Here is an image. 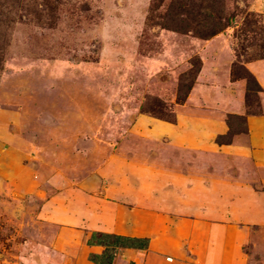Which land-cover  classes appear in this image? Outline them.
<instances>
[{
  "label": "rangeland",
  "instance_id": "374dc122",
  "mask_svg": "<svg viewBox=\"0 0 264 264\" xmlns=\"http://www.w3.org/2000/svg\"><path fill=\"white\" fill-rule=\"evenodd\" d=\"M193 3L0 0V264H90L89 235L127 214L193 224L210 206L185 197L191 179L216 192L204 218L220 239L204 233L198 252L190 230L131 232L179 251L133 257L264 264V58L251 46L264 0L216 1L235 23L207 38ZM247 15L254 33L240 30ZM141 167L174 177L170 210L159 179L130 176Z\"/></svg>",
  "mask_w": 264,
  "mask_h": 264
},
{
  "label": "crops",
  "instance_id": "0c3cea01",
  "mask_svg": "<svg viewBox=\"0 0 264 264\" xmlns=\"http://www.w3.org/2000/svg\"><path fill=\"white\" fill-rule=\"evenodd\" d=\"M168 165H169V163H168ZM141 168L142 169H137V171L130 176H133V179H135L137 182H140V183H153L157 179H159L160 183H161V187H160V189L158 188L156 196L160 197L161 203L165 202V204H162V206L167 208L165 210H168V209L170 210V208L173 207V204H176L175 202L178 203L179 197L171 185H168L166 187L164 185H165V183H167V184L169 183V184L173 185L172 180L174 177H171L170 174L165 173L164 171H162V173H160V175L152 176L151 174H149V171H147V169L145 167H141ZM191 180L190 181L192 183V188L190 190L185 191V197H187L189 202H192V203L195 200L200 201L199 202L200 205H205V202L206 203L208 202V207L210 206V208H208V209L210 211L214 212L215 204H212V203H214L212 201L216 195V192L215 191H214L215 193L213 192L214 188L209 187V189H201V187H199V185H198V183L200 182L201 179H191ZM209 210H208V213H206L205 215L203 214V216L201 218H198V221H193V224L185 223V222H183V223L179 222L178 223V222L172 220L167 224L160 225L161 228H159V224L152 214H147V215H145L144 218H138L139 216L137 215L138 216L137 217L134 214H127L128 216L126 217V219H124V223H122V224H119V223L106 224L105 225L106 227L104 229H99L98 232H92V233H104V234H112V235L123 236V237H128V238L142 239V238H146V237L134 236V235H131L130 233L131 232L135 233V232H139V231H144L145 233L150 234L151 232L154 233L155 231H157L159 229L162 230L163 228H165V229L172 231L174 233V235H176L177 233H181L182 231L190 230L191 232L195 233L194 234L195 237H194V240H192L191 245H189V246L198 249V252H205L207 249H206V245L204 244V240H203L204 233H207L210 235L212 234V236H213V238H215V240L220 239V237H221V235H220L221 229H218L217 227H215V224H212L211 221H209V219L204 218L205 216L210 217V216L214 215L212 213L210 214ZM174 211L175 210H173L172 212H174ZM163 226H166V227H163ZM90 235H89L88 239L90 238ZM146 239L148 240V244H147V247L145 250L138 251V250H132V249H120L119 253L123 252L125 254V256H127L129 254L131 260L134 259V261H129V262H132V264H133V262H134V264H138L140 261L139 256H134L135 257L134 258L132 254L141 253V252H146L142 258L143 259L142 261H144L145 263H148L150 261V258H151L150 254L157 256L156 255L157 253H159V252L164 253L168 250L172 251V252H170L171 254L174 253V254H172L173 256L177 257L179 251L172 249L169 246L170 243L168 242V240H165L161 237L156 238V237H152V236H151V238H149V239L146 238ZM207 241H208V238L205 237V243ZM102 250H103V248L100 246H88V255L89 254L98 255L102 252ZM210 256H214V253L210 254ZM135 261H136V263H135ZM151 261H152V259H151ZM87 262H88V260H87ZM170 262H172V260ZM90 264H92V263H90ZM112 264H113V262H112ZM156 264H157V262H156Z\"/></svg>",
  "mask_w": 264,
  "mask_h": 264
},
{
  "label": "trees",
  "instance_id": "16d2710c",
  "mask_svg": "<svg viewBox=\"0 0 264 264\" xmlns=\"http://www.w3.org/2000/svg\"><path fill=\"white\" fill-rule=\"evenodd\" d=\"M216 1L218 0H199V3H193L195 9L194 14L199 19L198 23L195 24V27L192 28L194 34L198 38H207L210 37L217 32H219L221 29L218 27L220 25L219 20L224 21L225 27H231L234 25V17L235 16H228L227 18L222 17L220 14V4L216 5ZM185 15L184 13H182ZM189 14V11H188ZM186 17V15H185ZM251 16H246L244 21H242L240 30L247 32H255L260 31L262 33V37L257 40L254 37V44L251 46H258L259 53L254 54L253 59H263L264 58V25H261V27H257V30L254 29V19H249ZM256 21V20H255ZM249 24V25H248ZM248 27H245L247 26ZM208 27L209 30L206 31L205 34H200L202 29ZM250 27L252 29L250 30ZM239 31V30H238ZM257 44H256V42ZM234 75V74H232ZM248 84V90L246 89L245 93V101L246 106L248 107L249 102L251 101V98H253L251 93L252 90L259 91V88L254 82V80L249 78L247 81ZM188 89V87H187ZM222 140V139H221ZM216 141L217 144H225L223 141ZM86 244L88 246H100L103 248L102 252L98 255L95 254H89L87 256L88 262L92 264H112L114 257L119 253L120 249H132V250H138L142 251L145 250L148 244V240L146 238H128L123 236H117L112 234H104V233H91L90 238L87 240ZM128 264H132V262H129Z\"/></svg>",
  "mask_w": 264,
  "mask_h": 264
}]
</instances>
